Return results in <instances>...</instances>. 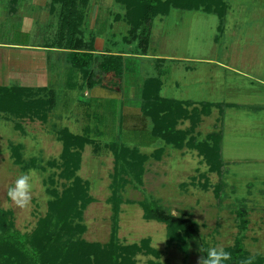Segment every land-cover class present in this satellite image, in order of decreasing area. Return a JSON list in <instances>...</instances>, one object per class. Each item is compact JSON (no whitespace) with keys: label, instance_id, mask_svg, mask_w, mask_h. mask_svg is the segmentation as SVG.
Segmentation results:
<instances>
[{"label":"rangeland","instance_id":"374dc122","mask_svg":"<svg viewBox=\"0 0 264 264\" xmlns=\"http://www.w3.org/2000/svg\"><path fill=\"white\" fill-rule=\"evenodd\" d=\"M32 1L22 2L20 15L0 5V42L24 38L27 42L38 43L44 35L56 33L60 10L52 17L48 9L47 14L37 12L39 9ZM227 1L230 10L225 17L224 31L220 30L221 19L215 13L173 9L169 15L154 20L150 45L151 55L219 58L257 80L252 83L245 78L243 93L229 96L227 101H212L220 105L212 107L210 114L201 115V122L194 132L199 141L212 132H222L223 174L212 171L196 149H179L163 140L147 146L141 144L138 133L147 134L153 122L148 119V124L143 123L140 127L135 118L124 114L128 105L141 107L140 94L131 100L122 97L121 100L99 101L86 96L89 89L81 74L74 79L79 86L69 88L70 63L63 54L61 57L53 55L54 63L47 75L51 77L48 83L52 82L57 91V105L48 119L27 117L17 120L0 114V206L13 212L17 230L32 233L55 198L49 189L55 188L62 193L72 185V180L61 175L64 144L59 131L68 127L82 134L90 125L98 145L86 146L77 172L88 183L92 197L84 210L83 223L87 231L83 237L86 240L109 242L117 223L121 243H142L144 239H150L151 245L160 251V256L138 254L136 264H197L198 258L205 255L204 250L234 246L239 238L243 239L248 254L264 255V0ZM34 11L39 21H33L32 37H29L23 35L21 29L30 25L23 13ZM125 12V7L116 0H92L83 8V28L88 36L100 38L103 46L115 49L126 46L136 51L137 42L130 44L126 40L130 25L124 17ZM132 61L143 78L156 75L153 63L145 59ZM184 71L179 68L177 75L186 84L181 85V90L191 87L186 73L183 77ZM232 77L227 78L234 80L235 75ZM218 78L226 77L219 73ZM115 80L112 75L106 77L105 82L111 84ZM13 81L9 80L8 85L47 86L46 77H42L39 85V80H29L27 76L22 83ZM177 93L170 96L178 97ZM194 103L201 108L203 102ZM17 122L21 123L22 130L16 127ZM191 125L190 119H183L178 128L189 130ZM118 140L138 146L149 159L145 164L144 184L127 185L121 190L116 214L112 201L115 155L107 144ZM13 144H22L27 161L37 158L46 168L25 169L17 164ZM161 147L164 149L161 158L154 157ZM50 161H56L58 165L50 166ZM29 170H33L32 199L27 207L20 208L8 198L7 190L19 175ZM221 182L225 185L218 195L217 186ZM143 202H156L175 215L191 217L197 222L201 237L190 242L187 252L182 251L176 243H170L165 223L145 217ZM240 210H244L248 219L246 229L242 227Z\"/></svg>","mask_w":264,"mask_h":264},{"label":"trees","instance_id":"16d2710c","mask_svg":"<svg viewBox=\"0 0 264 264\" xmlns=\"http://www.w3.org/2000/svg\"><path fill=\"white\" fill-rule=\"evenodd\" d=\"M22 0H10L11 13L18 11ZM92 0H52V13L59 12L56 33L47 39L46 47L68 51L70 63L69 88L79 86L74 79L81 74L91 89L100 83L99 75L115 72L117 77L124 74V56L114 53H97L96 35L86 33L83 28V8ZM125 7L124 17L130 25L128 43L137 42L136 54L148 55L152 39L153 22L157 17L167 16L173 9L204 11L217 14L221 19L220 30L224 31L225 17L230 10L227 0H116ZM82 7V8H81ZM161 77H149L144 84L142 111L153 122V127L143 134L138 133L141 144L147 146L165 141L166 144L182 149L189 147L203 155L212 171L220 175L224 172L223 134L212 132L199 141L195 130L201 122V115L210 114L212 107L220 105L211 102L201 103V108L194 102L168 98L162 95ZM57 105V91L54 86H28L0 84V114L8 119H40L46 121L50 112ZM193 109L190 110V107ZM17 119V120H18ZM190 119L191 128H178L180 120ZM16 127L23 129L20 122ZM94 129L87 125L84 133L79 134L64 127L59 131V138L64 144L61 159V175L72 180V185L62 193L49 189L55 198L49 203V210L43 216L32 233H22L15 228L13 212L0 206V264H136L140 253L160 256V251L151 245L150 239L142 243L123 244L118 236L115 223L109 242L86 240L87 231L83 223L84 210L92 202L88 183L77 172L81 168L83 151L87 145L97 146L93 136ZM143 136V137H142ZM107 147L115 155L113 173V197L115 213L120 206L119 195L127 185L144 184L146 162L149 156L142 153L138 146L128 145L124 141H113ZM17 164L25 169L33 167L45 169L37 158L27 161L24 158L22 144L12 145ZM161 147L154 157L161 158ZM57 166L56 161L48 162ZM53 182V180H51ZM223 182L217 186L218 195L223 190ZM145 217L167 225L170 243H176L182 251L187 252L190 242L201 237L197 222L187 215H175L156 202H143ZM242 227L247 228L248 219L244 210L239 211ZM231 253V259L225 264H241L249 260L250 264H264V255L251 256L244 248L243 239L239 238L234 246L225 248ZM205 255L207 250H204Z\"/></svg>","mask_w":264,"mask_h":264},{"label":"crops","instance_id":"0c3cea01","mask_svg":"<svg viewBox=\"0 0 264 264\" xmlns=\"http://www.w3.org/2000/svg\"><path fill=\"white\" fill-rule=\"evenodd\" d=\"M23 1L24 0L20 2L16 14H18L19 11L21 13ZM3 2H6V0H3ZM3 2L2 0L0 1L1 7L7 11L9 9L10 12V0L9 2H6L4 5H2ZM32 3L34 6L38 7L39 10L37 12L47 14L46 10L48 9L49 13H52V0H33ZM7 11L5 14H7ZM37 12L34 11L29 14L23 13V15L26 17L21 16L25 19L28 18L27 21L30 22V25L27 29L21 27V29L24 31L23 35L28 34L29 37H32V24L39 21V18H37ZM50 16L53 17V13ZM45 25L41 24V26ZM54 34L55 33L44 35L41 38V41H38V43L27 42L24 38L7 43L0 42V84L8 85L9 80L22 83L25 76H27L29 80L31 78L39 80L37 85L41 83L42 77L47 78L46 85L53 84L52 82L48 83L51 77H48L47 75L50 66H52L54 63L52 57L53 55L61 57L63 54L67 60L68 54L67 50L54 49L45 46L47 45V39L53 37ZM151 41H153V39H151ZM95 48L97 53L122 54L124 56L125 63L124 74L122 77H117L115 72H108L99 75V77H101L100 83L87 91L86 96L90 95V97L99 101L116 98L121 100L122 97L127 100H131L137 94H140L142 100L144 84L148 77L143 78L142 75L136 71L137 67L134 61H132L133 59H145L150 63H153L156 72L155 76L161 77L163 81L162 95L168 98L184 101H227L229 96L233 97V95L243 93L245 78L250 80L252 83L257 81L251 75H245L246 73H243L229 62L223 61L219 58L197 57L195 55H184L186 56L184 57L176 56L174 54L151 55L150 49L148 55H141L135 53L139 51L129 50L130 48H126V46L123 49H115L114 47L109 48L103 46L100 38L96 39ZM220 48L223 50L227 49V47ZM58 60L60 59L58 58ZM179 68H183L185 70L183 77H185L186 73L188 85H191V87L181 90V85L186 84L183 82V80L181 81L180 77L177 76L179 74ZM219 73H223L226 78H218ZM112 75L116 80L111 84L105 82L106 77H111ZM195 75H197L196 79ZM233 75H235L234 80L227 78L228 76L232 77ZM117 80L119 82H117ZM176 90L179 93H177ZM176 93L179 94L178 97L170 96V94L175 95ZM124 114L135 118L137 123H140V127L143 125V123L148 124V121L150 120V118L144 115L142 111V105L141 107L128 105L125 108Z\"/></svg>","mask_w":264,"mask_h":264},{"label":"clouds","instance_id":"9594fccd","mask_svg":"<svg viewBox=\"0 0 264 264\" xmlns=\"http://www.w3.org/2000/svg\"><path fill=\"white\" fill-rule=\"evenodd\" d=\"M33 170L19 175L14 183L8 188V198L18 207H27L32 199L31 179ZM202 251V250H201ZM231 259V253L225 251L223 247H211L207 249V254L198 258L197 264H225ZM241 264H250L249 260L242 261Z\"/></svg>","mask_w":264,"mask_h":264}]
</instances>
